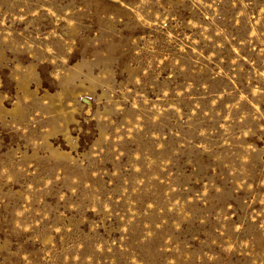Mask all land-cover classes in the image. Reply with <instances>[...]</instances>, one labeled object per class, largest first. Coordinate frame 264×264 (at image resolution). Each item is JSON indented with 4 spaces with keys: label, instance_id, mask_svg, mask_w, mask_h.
Returning a JSON list of instances; mask_svg holds the SVG:
<instances>
[{
    "label": "rangeland",
    "instance_id": "374dc122",
    "mask_svg": "<svg viewBox=\"0 0 264 264\" xmlns=\"http://www.w3.org/2000/svg\"><path fill=\"white\" fill-rule=\"evenodd\" d=\"M0 264H264V0H0Z\"/></svg>",
    "mask_w": 264,
    "mask_h": 264
}]
</instances>
